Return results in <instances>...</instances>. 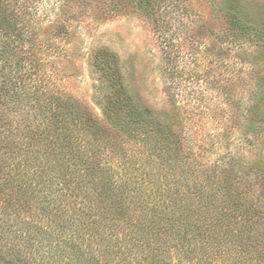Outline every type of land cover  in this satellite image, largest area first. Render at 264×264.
I'll return each mask as SVG.
<instances>
[{
  "label": "trees",
  "instance_id": "obj_1",
  "mask_svg": "<svg viewBox=\"0 0 264 264\" xmlns=\"http://www.w3.org/2000/svg\"><path fill=\"white\" fill-rule=\"evenodd\" d=\"M137 1L153 11L154 0ZM220 3L235 35L261 48L244 111L258 150L264 26L248 18L249 1ZM14 6L0 0V264H264V168L239 175L243 145L200 160L181 121L137 101L106 50L95 59L110 86L104 120L57 91L44 102L48 87L19 81L24 31ZM31 98L42 103L26 118L19 109Z\"/></svg>",
  "mask_w": 264,
  "mask_h": 264
},
{
  "label": "rangeland",
  "instance_id": "obj_2",
  "mask_svg": "<svg viewBox=\"0 0 264 264\" xmlns=\"http://www.w3.org/2000/svg\"><path fill=\"white\" fill-rule=\"evenodd\" d=\"M11 1L24 31L14 58L25 65L19 81L40 90L48 87L44 102L57 91L104 120L102 104L110 86L95 59L106 50L117 58L137 101L154 115L181 121L184 144L200 160L211 162L243 145L239 157L245 167L239 175L251 179L256 165L264 168V161H258L264 144L255 149L244 118L261 48L235 35L220 12L221 0H154L151 13L137 0ZM247 1L248 18L264 26V0ZM39 89H32V95H41ZM30 101L19 109L26 118L42 103Z\"/></svg>",
  "mask_w": 264,
  "mask_h": 264
}]
</instances>
